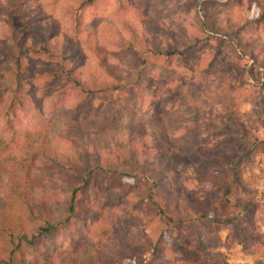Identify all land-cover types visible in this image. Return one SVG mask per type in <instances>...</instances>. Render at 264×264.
Segmentation results:
<instances>
[{"label": "trees", "instance_id": "obj_1", "mask_svg": "<svg viewBox=\"0 0 264 264\" xmlns=\"http://www.w3.org/2000/svg\"><path fill=\"white\" fill-rule=\"evenodd\" d=\"M98 3L100 0H0V117L4 116L8 125L0 132V162L8 172L0 188L8 197L16 198L29 213L31 233L41 227L39 221L44 219L42 230L55 233L53 238L59 234L71 240L67 249L58 250L60 264H144L150 252L154 258L148 264H205L192 245L196 240L194 233L198 231L195 219L209 215L184 194L186 188L178 191L173 182L178 177L169 179L158 172L145 141L149 136L156 139L161 136L166 137L167 144L172 140L176 142L175 137H170L171 130L161 123L149 129L145 126V131L140 133L134 128L123 144L114 135L121 120L124 123L135 119L136 111L139 112L136 106L127 107L123 120L120 99L128 96L141 99L146 89L151 94L155 88L168 83L160 84L161 75L146 79L139 72L135 78L125 79L113 61L119 60L120 53L126 50L134 55L136 62L141 59L147 64L154 57L166 70L176 66L196 74L197 65L185 59L183 53H192L221 34V37H231L239 59L253 62L264 79L263 33L247 30L240 35L231 17L235 11L243 9L259 11V1H243V9L238 7V10L225 3L222 8L231 15L220 19L217 26L210 19L207 3H203L205 20L196 18L187 35L181 38L179 44L184 47L181 50L171 42L175 33L166 32L147 7L126 0L118 3L122 13L115 25L96 28L90 23L87 26L85 12ZM217 14L214 16L218 17ZM259 21L257 25L264 31V18ZM25 29L27 34H24ZM164 32L170 40L161 38ZM88 52L90 59L96 62L94 66L86 62ZM59 63L69 67L60 71ZM249 74L252 83L256 73ZM90 98H93V108L99 106L101 110L97 112L96 122L88 126L80 124L76 117L82 115L81 109ZM209 111L205 113L209 121L203 126L212 127L213 133L216 132L213 128L218 131L220 128L227 138L220 140L223 142L219 145L221 150H213V142L204 146L207 148L195 146L194 164L226 161L230 150V145L224 143L226 139L243 138L228 124L222 126L216 113ZM189 124L196 125L192 121ZM192 131L182 136L188 144L194 132L187 134ZM176 132L173 131V135ZM140 148L146 151L141 152ZM84 152L96 158L83 180L85 185L91 180L99 197L105 194L107 197L101 204L90 205L83 201L85 204L77 205L74 191L71 199L55 203L52 193L63 184L78 180L79 169L84 166L81 158ZM126 165L140 174L129 182L122 172ZM226 171V188L215 193L223 208L216 218L231 224L241 217L256 216L258 211L255 209L252 213L236 195L241 186L236 177L238 170L234 173L227 167ZM215 184L212 181L211 187ZM107 211L115 218L113 226L107 220L110 215ZM209 223L221 225L217 220ZM168 225L175 226L176 237L166 229ZM108 230H120L119 245L110 247L103 242V239L110 242ZM8 232L12 249L7 257L0 255V264H34L30 258L34 248L27 240V233L12 229ZM213 233L216 234V230ZM234 241L246 250L261 245V239L253 235L249 238L234 236ZM38 249L36 246L35 250ZM36 258H40L39 254ZM35 264H41L40 260Z\"/></svg>", "mask_w": 264, "mask_h": 264}, {"label": "rangeland", "instance_id": "obj_2", "mask_svg": "<svg viewBox=\"0 0 264 264\" xmlns=\"http://www.w3.org/2000/svg\"><path fill=\"white\" fill-rule=\"evenodd\" d=\"M119 1L123 0H100V3L88 9L85 12L87 26H90V23L96 28H101L104 24L115 25L117 17L122 13L118 10ZM126 1L147 7L148 11L154 14L156 20L164 25L166 32L175 33L171 42L173 46L175 44L178 50L184 48L179 43L182 36L187 35L188 29L192 28L196 18L200 17L204 22L203 3H207L206 9L210 19L214 26H217L220 19L231 15L223 10L222 5L227 3L231 5V8L240 7L243 9L245 4L243 1L246 2V0ZM258 1L259 11L257 9H243L242 11H235L231 17L234 19L233 22L237 24L236 27L239 28L237 32L240 35L242 31L247 30L251 33L259 32L260 35L263 33L264 40V31L260 25L259 27L257 25L261 23L259 20L264 18V0ZM216 12L218 17L214 16ZM27 33L28 30L25 29L24 34ZM161 38L170 40L165 32ZM214 38L192 53L184 50V58L197 65L196 74L176 66L166 70L162 67L163 63L158 64L154 57L147 64H144L141 59H137L136 62L132 53H127L126 50L122 51L118 56V58L120 57L119 60L113 61V65L116 66V70L120 71L123 78L128 80L135 78L138 72L146 79H149L151 75L158 74L162 77L160 84L162 82L168 84L155 88L151 94L146 89L145 96L141 99L136 97L135 100V97L132 99L131 96L123 100L120 99L119 105L122 107L121 118L123 120L126 119L124 113L130 106L137 107L139 112H136L139 116L135 113V119L125 120L124 123L121 120L120 125L114 130V135L123 144L134 128L136 133H140L142 130L145 131V126L149 129L156 126L157 123H161L168 130H171L170 137L172 139L175 137L176 142L172 140L171 143L168 142L167 144L166 137L161 136L158 139L149 136L145 141L149 144V151L153 153V162L157 163L155 166L158 172L165 174L169 179L178 177L176 180L173 179L178 191L186 188L184 194L188 195L193 202H197V206L202 209L205 215H209L208 218L201 216L195 219L194 225L198 231L194 233L196 240L192 245L193 250L199 252V258L205 264H264V79L261 78L262 76L256 70L253 62L249 59H239L240 55L235 52L229 35L221 37L219 34ZM87 54L89 58L86 59V62L94 66L95 60L90 59V52ZM168 65L166 63V66ZM68 67V64L62 66L59 63L60 71ZM254 71L256 79L251 83L253 79H249L248 75ZM151 85L152 83L148 84V88ZM154 94L155 97L152 98L151 96ZM92 101L93 98H90L81 109L82 115L79 114L76 117L80 124L91 126L96 122L97 112L101 110V107L93 108ZM207 110H210L209 113H216V117L221 119L222 126L228 124L236 134L239 132L237 136L243 138L226 139L224 143L230 145L226 161L207 165L194 164L195 146L199 144L203 148H207L204 146L213 142V150H221L222 146L219 145L223 142L220 143V140L224 141L223 139L227 138L223 136L224 133L220 128L219 131L213 128L216 130L214 134L211 131L212 127L203 126L205 121H209L205 115ZM6 120L4 116L0 117L1 133L8 126ZM191 121L195 122L196 125L189 124ZM73 122L76 124V121ZM213 122H216V118ZM74 123L70 122V125ZM175 130L177 132L173 135ZM188 130L193 131L189 132L187 136L194 132L189 144L187 139L184 140L182 137ZM244 137L246 141H242L245 139ZM173 144L181 145L174 147ZM139 150L141 152L146 151V149L141 148ZM82 157L84 166L79 169L78 180L74 183L63 184L62 188L52 193L55 203L58 204L63 199H71L74 191L77 193L75 195L77 205L79 202L84 203L83 201L87 204L90 203V205L101 204L107 197L106 194L99 197L91 180H87L88 184L85 185L83 180L87 178V172L96 163V158L89 152L82 153ZM227 167L234 173L235 169L238 170L236 177L240 180L241 186L236 192L237 197L243 200L252 213L255 209L258 211L256 216H250L248 219L241 217L231 224L216 218L219 213H222L223 208L215 193L226 188L224 183L228 178ZM122 172L125 174V181L128 182L140 175L127 165L122 169ZM6 176H8V172L0 162V185ZM212 181L216 182L215 186H212L213 188L211 187ZM101 193L104 194V192ZM107 212L110 214V211ZM44 214L47 215V213ZM100 214L103 215L104 213ZM28 215L29 213L16 201V198L8 197L4 189L0 188V255L7 257L12 249L8 230L12 229L15 232L23 230L27 233L28 242L33 244L34 253L30 258L34 264L38 260L41 264H60L59 257L61 255H58V250L67 249L71 240L67 235L59 234L57 238H53L55 233L50 230H42V226H45L44 219L39 221L41 227H36L34 233H31ZM107 220L113 226L115 218H112L111 214ZM211 220H217L221 225L209 223ZM113 229L115 228L113 227ZM166 229L170 234L177 236L175 226L168 225ZM115 230H108L107 235L110 242L103 239V242L106 241L110 247L119 245L120 230ZM214 230H216V234L213 233ZM252 235L255 239H261V245L258 248H253L254 251L246 250V247L234 241V236L249 238ZM36 246L39 248L38 251L35 250ZM24 252L29 254V251L26 253L24 250ZM38 254L39 259L36 258ZM152 254L150 252L145 256L144 264H148L154 258ZM138 264L142 263L139 262Z\"/></svg>", "mask_w": 264, "mask_h": 264}]
</instances>
